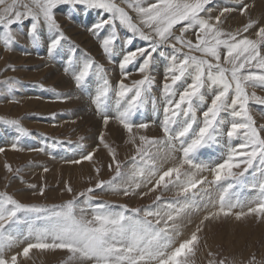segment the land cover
Returning <instances> with one entry per match:
<instances>
[{"label":"snow or ice","instance_id":"6c2138e0","mask_svg":"<svg viewBox=\"0 0 264 264\" xmlns=\"http://www.w3.org/2000/svg\"><path fill=\"white\" fill-rule=\"evenodd\" d=\"M228 2L234 6L222 7L213 15V0H0L3 51H11L16 43V26L27 25L23 34L33 46L40 43L41 29L46 27L51 33L49 58L68 40L56 15L61 6L104 14L89 31L98 35L108 30L100 48L110 61L117 55V44L123 42L120 80L113 87L108 70L87 53L82 58L69 54L64 70L82 91H87L91 76L99 78L91 103L105 127L110 121L122 126L126 143L132 146V154L120 160L101 132L92 151L66 163H91L102 148L110 157L107 168L113 175L96 179L93 186L60 204L24 203L0 192V264H26L34 251H61L74 264H195L202 248L207 250V264H228L226 257L209 248L203 235L206 225L221 219H264V124L258 126L250 111L252 102L264 105V95L255 91H264V22L249 15L254 5L247 0ZM236 12L248 18L242 27L230 30L225 25ZM120 29L128 34L121 37ZM137 38L146 45L129 49ZM76 51L73 46L71 52ZM157 57L167 61L159 108L152 96ZM130 65H138L140 78L127 83ZM9 70L15 71L16 66L8 64L3 71ZM19 83L15 77L0 80V99L11 96ZM57 98L70 97L57 94ZM149 100L162 113L159 136L146 134L155 121L133 119ZM4 122L16 126L21 135L29 134L18 119ZM58 143L54 139L51 148ZM221 145L224 151L216 160L199 159L201 150ZM11 150L25 151L19 143L11 144ZM27 150L46 152L49 146ZM5 151L0 147V153ZM93 167L99 177L100 168ZM4 168L23 181L21 168L13 169L9 163ZM250 172L259 174L251 184L257 195L245 201L238 192ZM28 187L37 189L35 184ZM45 187H39L41 196ZM142 187L148 191H138ZM172 189L176 196L166 201L162 193ZM98 190L125 197L161 194L148 206L121 204L120 211L114 212L108 201L92 205ZM65 191L73 192L68 182ZM81 197L87 207H80ZM201 213L198 222L188 220L191 228L184 235L182 221ZM18 245L19 250L12 251ZM246 264H257L255 254Z\"/></svg>","mask_w":264,"mask_h":264},{"label":"rangeland","instance_id":"374dc122","mask_svg":"<svg viewBox=\"0 0 264 264\" xmlns=\"http://www.w3.org/2000/svg\"><path fill=\"white\" fill-rule=\"evenodd\" d=\"M247 2L250 6L254 5L249 15L264 22V0H247ZM225 6L234 5L228 0H213V4L210 5L212 14H218V10ZM56 15L68 40L63 42V47L57 50L53 58H49L47 54V41L50 39L51 33L46 27L41 29L40 43L36 46H33L30 39L23 34L27 27L26 24L13 29L17 32V36L11 51H3V45L0 43V80L15 77L20 81L11 96L0 99V118H2L0 119V147L6 150L4 153H0V192L6 191L24 203L60 204L85 188L93 186L96 179H110L113 175L107 168L108 163L111 162L110 157L107 151L102 148L94 155L91 163L87 161L79 165L66 163V161L79 159L81 155L92 151L98 143V136L101 132L105 133L108 142L116 148L120 160H124L132 154V146L126 143L127 134L122 126L115 121H110L109 125L105 127L91 103L90 97L95 94L100 83L99 78L95 75L91 76L87 91H82L75 88L71 75L64 70L69 54L82 58L87 53L108 70V79L115 87L121 78L119 60L122 58L120 52L123 42L117 44V55L110 61L100 48V40L108 34V30H101L98 35L89 31L94 23L103 18L102 12L98 10L85 11L83 8L72 10L68 6H61ZM247 18L238 12L233 13L225 27L235 30L242 27ZM119 33L121 37L128 34L123 29H120ZM248 35L250 38H255L252 33ZM145 45L146 42L137 38L134 45L128 47L130 49ZM73 46L77 49L75 53L71 52ZM8 64H14L16 70L3 71ZM166 64L167 61L164 58L157 57L152 71L155 81L152 96L156 97V108H159L163 102L160 89ZM137 66H129L130 76L127 83L140 78L139 73L135 70ZM250 91L252 90L250 89ZM255 91L258 95H264V91L259 89H255ZM57 94H67L70 98L58 99ZM114 108L113 101V110ZM156 108L149 100L133 118L137 123L155 121V124L146 133L150 136L162 135L158 127L162 113ZM250 111L258 126L264 124V105L252 102ZM12 119H18L29 134L21 135L16 126L4 122ZM80 137L85 139L81 141ZM54 139L60 143L55 148H51ZM13 143H19L25 151L11 150ZM44 145L49 146V150L46 152L27 150L40 148ZM223 151V145L213 146L201 150L199 159L216 160L223 154ZM5 163L11 164L13 169L21 168L19 176L23 178V181L13 178L4 168ZM93 164L95 168L101 170L99 177H97ZM45 168L48 169L47 172L44 171ZM258 179V173L247 174L246 186L238 192L240 199L247 201L256 197L257 190L252 189L251 184ZM65 182L72 186V193L65 191ZM29 184L37 185V189H30ZM42 185L46 186L43 196L39 194V187ZM138 191L147 192L148 188L142 187ZM34 192L35 194H33ZM213 193L215 197V187L211 190V195ZM157 194L161 193L158 191L143 197L140 195L125 197L122 194L98 190L93 193L94 199L91 203L94 206L101 201H108L109 209L115 212L120 211L119 205L121 204H127L129 208L148 206L152 204ZM162 195L166 201H171L176 196V190L163 192ZM79 201L80 207L88 206L85 203V198L81 197ZM192 218L199 219V216L186 217L182 221L185 225V228L182 229L183 234L191 228L188 219L193 220ZM21 230L26 231V226H21ZM203 235L207 238L209 248L220 252L222 257H226L228 264H232V262L246 264L253 254H255L257 264H264V219L248 218L241 222L233 219H221L206 225ZM16 250H19V245L12 249V251ZM207 259V250L202 248L195 257V264H207ZM65 262H67V254L64 252L40 253L34 251L26 264H65ZM67 264H74V262H67Z\"/></svg>","mask_w":264,"mask_h":264},{"label":"bare ground","instance_id":"6f19581e","mask_svg":"<svg viewBox=\"0 0 264 264\" xmlns=\"http://www.w3.org/2000/svg\"><path fill=\"white\" fill-rule=\"evenodd\" d=\"M75 152V151H74ZM250 179V178H249ZM254 181V180H253ZM246 182H247V180H246ZM247 188H248V186H247ZM247 190V189H246ZM251 190V189H250ZM215 192V191H214ZM256 194H257V192H256ZM212 197H214V193L212 194ZM202 216V213L199 215V218ZM195 217H197V216H195ZM190 218H191V216H190ZM193 219V218H192ZM189 220V219H188ZM194 220V222H198V218H194L193 219ZM187 230V229H186ZM184 235H187V231H185V234Z\"/></svg>","mask_w":264,"mask_h":264}]
</instances>
